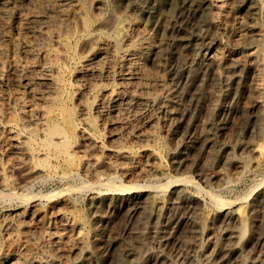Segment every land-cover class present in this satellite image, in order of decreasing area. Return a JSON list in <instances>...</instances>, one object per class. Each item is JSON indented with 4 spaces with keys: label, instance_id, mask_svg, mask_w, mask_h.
Instances as JSON below:
<instances>
[{
    "label": "bare ground",
    "instance_id": "obj_1",
    "mask_svg": "<svg viewBox=\"0 0 264 264\" xmlns=\"http://www.w3.org/2000/svg\"><path fill=\"white\" fill-rule=\"evenodd\" d=\"M23 1L25 0H0V14L14 10L19 15L17 21H20L23 34L35 27L40 28V40L37 39V44L24 48L26 56L21 57L19 52L12 49H0V158L5 155L14 156L11 168L21 169L24 181L23 185L18 184L16 188L10 189L8 169L0 167L2 186L9 189L0 190V200L4 202L16 199L28 204L26 207L11 209L6 215L5 223V218L2 219L0 264H104L108 262L109 255L111 264L194 263L190 257L180 256L173 260L165 253L164 246L171 241L169 237L164 241H160V238L154 248L147 249L144 255L139 256L144 246L143 241L149 233L150 219H156L155 223H158V216L163 210V204L160 203H155L154 210H151L149 191H166L169 188H175L170 200L172 204H186L180 215L166 218L174 232H179L182 227L194 232L205 225L206 219H201L198 215L202 194L209 198L215 208L210 216V225L215 229L220 223L222 234L214 242L215 246L213 244L216 247L214 253L205 255L203 264H218L215 261L218 254L222 255L219 264H232V261L234 264H264V218L260 220L258 214L252 213L248 221L244 220L243 205L242 208L239 206L242 198L225 201L214 189L203 190L192 176L170 177L166 184L157 182L158 178H155L153 184L142 185L125 184L120 174L118 175L119 172L124 176L129 175L136 168L138 170L132 175L137 174L139 179L146 180L161 174V156L156 146L160 143L161 123L167 119L161 117L163 110L168 113L166 115L171 134L184 131L190 137L193 128H196L194 117L190 113L192 111L188 112V108L176 116L172 115V108L176 106L178 97L184 95L181 92L182 85L188 86V90L192 91L191 107L204 105L207 97L211 99L203 130L206 135V152L218 162H223L224 166L238 170L234 169V177L221 172L214 173L211 177L208 175V179H216L217 184L225 187L237 182L246 172L249 168L246 161L248 159L235 155L236 146L230 142H217L228 124L223 121L218 124L214 122L221 115V105L219 107L216 104L217 100L214 102L216 91L207 90L205 83L208 80L217 84L225 80L226 85L232 86L235 96L251 95L255 114L251 119L253 125L250 132L259 135V138L264 137V0H205L204 4L208 8L214 7L218 11L217 16H207L206 24L209 28L224 32L230 46L232 44L242 48L248 59L240 55L215 52L213 46L222 45L220 37L209 36L210 33L202 34L204 37H201L210 42V47L203 55L199 69L195 62L188 66L182 61L180 53L172 49L178 42L175 43L171 36L170 39L162 38L158 44L153 43L150 34L140 31L138 20L123 13L111 14L112 21L108 22V27L100 29L103 25L101 23L99 26L100 22L110 14L116 0H55L58 3L27 0L28 4ZM31 4L35 9L29 7ZM239 9L260 17L257 18L260 21H250L251 24L246 25L244 35L235 34L238 32L234 31L235 25L230 21L231 14ZM96 10L105 12H102V18L93 14ZM196 27L197 34H200L201 28L199 25ZM16 45L17 43L14 46ZM178 46L181 47V44ZM243 56L245 57L244 54ZM173 62L175 67L172 66ZM222 92L223 90L220 91V96L225 93ZM133 110L142 112L134 114ZM149 110H158L160 114L152 116L147 113ZM248 110L242 108L236 112L247 119ZM132 111L133 116H130L129 112ZM124 112H128V118L124 117L126 114L122 116ZM144 112L146 113L143 115ZM131 141H136L135 145L138 144L140 149H149V158L143 162L146 163L144 169L137 167L140 150L129 145ZM243 147L252 153L264 155L262 144H246ZM170 157L177 160L180 154L172 153ZM103 164L111 173H103L100 169ZM207 164L203 165L206 170ZM72 177L78 179L79 183L72 186L68 184L64 189L45 195L31 193L35 182L45 184ZM262 181L264 183V178ZM261 182L259 181L260 185L264 186ZM182 184L193 186L196 194L187 193L180 188ZM97 190L106 194L103 196L102 193V197L90 196L87 201L88 213L84 214L76 209L77 205L75 206L71 195L84 192L93 195ZM259 199L263 205L264 190ZM251 211L250 209L249 212ZM117 218H122L119 221L125 222L124 230L128 231L130 238L128 241H123L115 233L107 235L110 234L107 233L108 227ZM51 225L57 229L56 232L49 230ZM180 241V247L186 250L189 244ZM245 242L247 245L243 247ZM181 248L179 250L183 251Z\"/></svg>",
    "mask_w": 264,
    "mask_h": 264
},
{
    "label": "rangeland",
    "instance_id": "obj_2",
    "mask_svg": "<svg viewBox=\"0 0 264 264\" xmlns=\"http://www.w3.org/2000/svg\"><path fill=\"white\" fill-rule=\"evenodd\" d=\"M54 1L55 0H46L47 3H54ZM23 2L25 4L26 3L28 4L27 0H25ZM55 2H57V1H55ZM204 2H205V0H116L115 5L113 3V7L111 8L110 14H108V16L105 17V19L103 18L104 20H102L100 22L99 26L102 23L103 25L100 26V29H106L108 27V24L112 21V17H111L112 15L111 14H114V12L115 13L116 12L123 13V14L127 15L128 17H130L131 19L138 20L137 23L139 25L140 31H142L144 33H147V34H150L153 43H157L158 44L159 41L162 40V38L163 39L164 38L170 39L172 37L171 39H174L175 43L178 42L177 45L175 44L176 46H178V44H181V47L178 46L177 48H176L175 45H173L172 49L175 50L177 53H180V57L182 58V61L186 65L189 66V65H191V64H193L195 62L198 69H199V66H201V64H202V60H203V57H204L203 55H205L207 49L210 47L209 46L210 42L205 40L203 38L204 37L203 35L209 34V33H210L209 36H212V35L216 36L217 35L218 38L220 37L219 39H221V41H222V45L221 46H217V45L213 46L214 47L213 50L215 52L217 51V53H225V54L228 53V55H232V54L240 55L244 59H248L247 55L245 54L246 52H244V50H242V48L237 47V46H233L232 44L230 46V43L227 42V38L228 37L225 36L226 34L224 32L216 31L215 29L209 28V26L206 24L205 20L208 17H210V15L211 16L212 15L213 16H217L216 14L218 13V11L214 7L212 9L208 8L204 4ZM124 3H125V5H124ZM33 6L34 5H32V4L29 5V7H32V9H35V8H33ZM195 7L197 9H193ZM215 9H216V11H215ZM211 10H212V12H211ZM13 11L14 10H11V11H9L6 14H0V39L2 38L0 40L1 41L0 45L2 46V47L0 46V49H2V50H7V49L15 50V51L19 52V55L21 54V57L22 56L24 57V56H26L25 55V52H26L25 50L26 49L24 50V48L25 47L35 46L37 44V42H38L37 39L40 40L39 35H38V31L40 30V28L35 27V29H37V31L35 29H33V30H29L27 32V34L26 33L23 34V31L21 32V28H20L21 27L20 21L19 22L17 21V20H19V15L15 11L14 12ZM199 11L200 12H204V13H200ZM213 11H215L216 13L213 12ZM96 12H97V14L98 13L99 14L97 15ZM102 12L105 13L104 11L96 10V11H94L93 14H95L96 16H99L98 18H102L101 17L102 16ZM250 16H251V18H250ZM231 17H232V19H230V21L232 20L233 25H235V30L234 31L238 32V33L235 32V34H237V35L238 34H240V35L241 34L242 35L245 34V32L247 31V29H246L247 26L246 25H248V23L251 24L252 22L260 21L259 19H257V18H260V17H254V16H252V15L248 14L247 12H245L243 10H240V9L237 10V12L234 11L231 14L230 18ZM106 18L109 19V20H107ZM245 21H247V22H245ZM250 21H251V23H250ZM139 22L141 23V25H140ZM240 22L244 26H242L240 24ZM16 23H17V25H16ZM244 23H246V24H244ZM165 25H168V26H165ZM184 25H185V27H184ZM198 25L201 28L200 34L199 33L197 34V31H196V28H198L196 26H198ZM238 26H240V27H238ZM168 27L170 28V30H169ZM237 27H238V29H237ZM242 27L245 28V29H243ZM153 28H154L155 31L153 30ZM143 29H145V30L143 31ZM162 29H163V32H162ZM186 29L189 32L186 31ZM180 31H181V33H180ZM9 33H10V35H9ZM28 33L30 34L29 36H28ZM160 33H162V34H160ZM5 34H6V36H5ZM23 35H24V37H23ZM35 35H36V37H35ZM160 35H161V37H160ZM162 35H164V36L162 37ZM13 36H14L15 39L13 38ZM37 36H38V38H37ZM169 36H171V37H169ZM180 36L183 39H181ZM183 36L184 37L188 36V37L186 39ZM201 36H203V37H201ZM17 37H18V39L16 40ZM21 37H23V38L21 39ZM199 37H200L201 40L199 39ZM6 38H7V40H6ZM33 39H34V41H33ZM179 39L181 40V42H180ZM224 40H226V42ZM29 41H30V43H29ZM3 42L6 44V46H5V44ZM12 42L13 43L15 42V44L17 43V45L14 46L15 44H13ZM24 42H25V44H24ZM19 44H20V47H19ZM179 48H180V52H179ZM237 50H239V52ZM243 54L245 55V57L243 56ZM174 64H175V62H173L172 66L175 67ZM221 82H220L221 84L220 83L216 84V83H212L211 81L207 80L206 83H205V88L207 87L206 88L207 90L211 89V91L212 90L214 92L216 91L215 93H217L216 94L217 97L214 99L215 100L214 102H216V100H217L216 104H219V107L221 105V110H222L221 111V115L217 116L216 120L214 119L215 120L214 122H216L218 124L219 122L223 121V122H226L228 124L227 128H225L226 131L224 130V132H222L220 134V136L217 138V142L219 144H223V143H226V142L232 143L233 145L236 146L235 155L236 156L238 155L237 157H239V158H245V160L248 159L246 161L248 162V167L249 168H247L246 172H244L240 176L239 180L237 181L239 183L234 182L233 184H230L228 186H225V187L223 186L222 187L219 183L217 184L218 180L216 181V179H212V178L210 179V177H211L210 175H213L214 173H221V172L229 175L230 177H234V175L236 174L234 169L237 172H238V170L235 167H232V169H231L230 167H228L226 165L224 166L223 162H221V161L218 162L215 158H212V156H210V153L206 152V150L204 148V143L206 142V135L203 133V130H204V124H205L206 119H207V117H206L207 116V112L210 109L209 107H210L211 99L207 97V102L204 103V105L197 106V108L195 107L196 109L194 107H191L190 103H191L192 91L188 90V86H186V85H182L181 86V90H182L181 92L184 95L178 97L176 106H174L172 108V115L176 116L180 111L182 112L183 109L186 110L188 108L190 109V110H188V112L189 111L193 112V113L192 112H190V113H191V117H194V121H195V124H196L195 127L196 128H193L194 131L192 132L190 137L186 136V132H184V131H182L181 133H178L176 135H172L171 132H170V129H169L170 122L168 121L169 120L168 117H167L168 115H166L168 113H165V111L163 110V112L161 113V117L163 116V118L165 117L167 119L161 123V126L159 128V142L160 143H158L160 146L158 144L156 146L157 150L160 151V156H161V162H162V165H160L161 174H159L158 176H155L154 178L153 177H148L146 180L145 179H139V177L136 176L137 174L132 175V173L133 174L135 173L136 169L138 170V168H136L131 174H129V175H132V176H129V175H125L124 176L121 172H119L118 175L120 174L119 176L122 177V179L121 178L120 179L125 184H129V183H138L139 184L140 183L142 185L143 184H147V183L148 184H153L155 182V178H158L157 182H159V183L163 182L162 184H166L170 177L172 178V177L192 176L195 181L197 180V183L200 185V187H202L203 190L204 189L205 190L214 189L218 194H220L219 196L223 200L225 199V201H228V202L229 201H236V200H238V199L240 200L242 198L243 201H239V203L240 202L241 203H240V205L239 204L238 205L241 208H242V205H243L242 209L244 210V213H243L244 220L248 221L250 216H252V213L258 214V216H259L258 219L261 220V219L264 218V204L262 205L263 202H260L262 200H260L259 197H260L261 192L264 190V186L263 185L261 186L259 181L261 182L263 180V178H264V165H262V164H264V155L263 156L260 155V154L258 155L257 153H254V152L252 153L249 149H246L243 146H245L246 144H253V143L256 144V145H261V144L264 145V137L260 136V138H259V135L252 134L250 132L251 131V127H252L251 125H253V122L251 121V119L253 118V116L255 114V112H253L254 110H253V107H252V104H251L252 103V96L248 95V94H246V95H242V94L239 95L238 94V95L235 96V93H234V90H233L232 86L229 85V84L226 85L227 82L225 80H223ZM224 84H225V86H224ZM215 85H217V86L215 87ZM222 90L226 94L224 93L223 95L220 96L219 93ZM240 97H241V99H240ZM243 100H244V102H243ZM212 106H214V105H212ZM242 108L249 109L248 110L249 113H247L248 114L247 119H246V117L243 119L244 116L242 117V115H239V112L238 113L236 112V111H238V110H240ZM133 111H135L134 114L142 112L141 110H138V112H136V110H133ZM133 111L129 112V114L131 113L130 116H133V114H132ZM126 113H128V112H124V114H122V116H124ZM145 113L146 112H144L143 115ZM147 113L148 114L151 113L150 115H152V116H159V114H160V112H158V110H149V112H147ZM129 114H126V116H124V117L128 118ZM122 116H120V117H122ZM196 122H198V123H196ZM246 139L249 140V141H247ZM132 142L133 141H131L129 143V145H131L133 147H136L137 149L140 150V155L138 154V156H139V165L137 167H140V169H144L146 167V163H143V162H146L148 160V158H149L148 157L149 153H150L149 149H145V150L143 148L140 149V146L137 147L138 144L135 145L137 143L136 141L133 142V143ZM162 142H163V144H162ZM163 145H164V147H163ZM197 145H199V146H197ZM187 148H188V150H187ZM197 148H198V150H197ZM163 149H165V150H163ZM237 151H239V152H237ZM197 152H198V154H197ZM172 153H179L180 157H178L177 160L171 159L172 157H170V156H171ZM255 154H257V155L255 156ZM11 157L13 158L14 156L5 155V156L1 157L0 158V167L8 169L7 170L8 171L7 172V176L10 179V181H9V184L11 185L10 189L11 188L14 189V188H16V185H18V184H20V186L23 185L24 181H23V178H22L21 169L11 168V166L13 164V161L15 159V157L13 159ZM207 159H208L207 162L209 164H211V165L214 164V166L213 165L212 166L208 165L207 162H205ZM202 160H204V161H202ZM210 160H211L212 163L210 162ZM161 162H159V164H161ZM204 164L208 165L207 166V170L205 169V167H203ZM255 164H256V166H255ZM103 165L104 166L100 167V169L103 170V173L105 171V174H108V171H110V170H106L107 169V167H105L106 165L105 164H103ZM141 166L142 167L144 166V167L141 168ZM234 172H235V174H234ZM109 173H111V171ZM208 175L210 176L209 179H208ZM87 178L90 179V176H88ZM205 179H207V180H205ZM11 181H12V183H11ZM77 182L79 183V180L76 179V178H73V177L70 178V179H67L65 181L55 180V182L51 181V182H47L45 184L39 183V182H35L34 185L31 188L32 189L31 191H33L31 193L32 194H38V193L42 194L43 193V195H45V194H48L50 192H54V190L59 191L61 189H64V188L67 187L68 184L71 185V186L75 185ZM261 183H263V181ZM255 185H256V188L254 187ZM2 187L3 186H2V183L0 181V190H9L8 188H4L3 187L4 188L3 189ZM180 188L186 190L187 193H189V194H196V190H195V188L193 186L191 187V186L182 184V185H180ZM250 189H252L253 191H254V189H257V190H255L254 193H253V191L250 190ZM248 190H250L249 193H251V191H252V194H250L251 196L249 195V193H247ZM174 192H175V188H169L166 191H164V190H158V191L157 190H152V191H149L150 199L152 201L151 210H154L156 204H158V203L163 204V210L158 216L159 217L158 220H157L158 223H155L156 219L155 220L152 219V218L150 219L151 221H149V224H148L149 227H150V229H148L149 233L145 237V240L143 241L144 246H143V249L140 250V253H139L140 255L139 256L144 255L146 253L147 249L149 250V249L154 248L155 243L157 241H159L160 238H161L160 241H164L166 238L169 237V238H171V241H170V243H168L167 245L164 246V248H165L164 251H165V253L168 256H170L171 259L177 260L180 256L181 257L184 256V257H190V258H192L191 260H194L193 261L194 263L191 262V263H188V264H203V261L205 259V255L209 256V254L211 255L212 253H214L213 251L216 248V247H214L215 246L214 242H216L219 239L218 237H221V234H222V232L219 229L220 228L219 226H221L220 223H218V226L216 225L217 228L215 227V229H213L212 225H210L211 224V217L210 216L215 211V208L211 205L209 198L206 197L204 194H202L201 195L202 204H201V206H200V208L198 210V212L200 213V214L198 213V215H199V217L201 219H206L205 225H203L204 227L202 226V227H200L199 229H197L194 232L191 231L189 228L182 227V229L179 232H174L173 228L169 226L168 220L171 219V216L176 217V216L180 215L182 213V211H183V208H185L184 206H186V204H181L182 206L179 205V204H177L178 206L176 204H172V202L170 200L174 196L173 195ZM102 193H103V196H105L106 192H104V191L98 192V190L93 195H91L90 193L84 192V193H75V194H73L71 196H72V199L75 202V206L77 205L76 209L77 210L80 209L82 211V213L86 214V213H88V211H87L88 202L87 201L89 200L90 196H95V195L96 196H101ZM152 195L154 196V198H153ZM245 195H246V197H245ZM74 196H76V197H74ZM66 197H69V196H66ZM232 199H234V200H232ZM0 201H2V200H0ZM19 202H20V204H19ZM27 205H28L27 203L24 202V204H23V202L21 200H16V199H14V200L10 199V201L8 200V201L0 202V225H1V227L3 226V223H5V220H6L7 216H8V214L11 212L10 211L11 209H16V208L18 209L19 207H22V206L26 207ZM239 206H238V208H239ZM250 206L252 208H250ZM201 207H202V209H201ZM250 209L252 210L251 212H249ZM166 214H168V215H166ZM167 216H168L169 219H166ZM3 218H5V219H3ZM2 219L4 220V222H3ZM117 219H118V221H117ZM117 219H115V221L110 224L112 226L108 227L107 233L109 232L110 234H107V235H115L116 234L123 241H125V240L128 241L130 238H128V231L124 230L125 222L124 221H122V222L119 221L122 218H117ZM1 222H3V223H1ZM121 226H124V227H121ZM208 227H210V228H208ZM152 229H154V231ZM165 229H167V230H165ZM49 230H52L53 232H56L57 229L53 225H51V226H49ZM161 230H163V231H161ZM153 233L154 234L156 233V234L154 235ZM249 233H250V231H249ZM183 234H184V236H183ZM125 235H127V236H125ZM150 235H152V236H150ZM180 240H182V242H187L189 244V247L185 248L186 250H183L184 248L182 249L180 247V244H179V242H181ZM172 242H174V243H172ZM246 242L242 245L243 247H245L247 245ZM213 244H214V246H213ZM180 248L183 251L179 250ZM187 251H188V253H187ZM218 255L215 256V258L217 257L215 259V261H216V263L219 264L222 261V258H221L222 255H219V256ZM201 257H202V259H201ZM110 258H111V256L109 255L108 256V262L106 261L104 264H111L112 262L110 261ZM231 263L234 264L233 261Z\"/></svg>",
    "mask_w": 264,
    "mask_h": 264
}]
</instances>
